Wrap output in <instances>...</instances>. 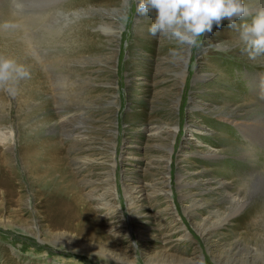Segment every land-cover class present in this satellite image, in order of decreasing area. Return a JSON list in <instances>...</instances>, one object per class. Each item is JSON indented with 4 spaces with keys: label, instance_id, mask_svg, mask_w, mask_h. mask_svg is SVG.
Listing matches in <instances>:
<instances>
[{
    "label": "rangeland",
    "instance_id": "rangeland-1",
    "mask_svg": "<svg viewBox=\"0 0 264 264\" xmlns=\"http://www.w3.org/2000/svg\"><path fill=\"white\" fill-rule=\"evenodd\" d=\"M21 2L0 0V55L31 73L0 91V264H264V56L227 22L152 36L136 0Z\"/></svg>",
    "mask_w": 264,
    "mask_h": 264
},
{
    "label": "clouds",
    "instance_id": "clouds-1",
    "mask_svg": "<svg viewBox=\"0 0 264 264\" xmlns=\"http://www.w3.org/2000/svg\"><path fill=\"white\" fill-rule=\"evenodd\" d=\"M22 9L21 0H13ZM155 13L148 28L152 36H164L178 44L197 48L200 38L224 27L236 30L249 59L264 56V9L251 12L245 0H136V13ZM240 22V23H238ZM29 69L12 58L0 55V91L18 94L21 80L29 79Z\"/></svg>",
    "mask_w": 264,
    "mask_h": 264
},
{
    "label": "bare ground",
    "instance_id": "bare-ground-1",
    "mask_svg": "<svg viewBox=\"0 0 264 264\" xmlns=\"http://www.w3.org/2000/svg\"><path fill=\"white\" fill-rule=\"evenodd\" d=\"M250 5V4H249ZM259 9V8H258ZM256 12V11H255ZM253 13V12H252ZM213 56V55H212ZM56 59V58H55ZM52 65V64H51ZM198 74V73H197ZM209 74V73H208ZM263 78V77H262ZM200 81V80H199ZM258 82V81H257ZM196 85V84H195ZM258 86V85H257ZM252 90V89H251ZM262 93V92H260ZM253 97V96H252ZM252 101V100H251ZM263 102V101H262ZM253 124V123H252ZM237 125V124H236ZM241 128V130L243 132L247 131L251 126V124H248V123H242L240 122L238 124ZM224 126V125H223ZM235 126V125H234ZM238 126V127H239ZM236 127V126H235ZM254 128V127H253ZM192 129V128H190ZM256 129V128H255ZM261 129V128H260ZM240 130V129H239ZM177 131V129H176ZM254 135V134H253ZM248 136V135H246ZM194 137V136H193ZM251 137V136H250ZM5 138V136L3 134L0 133V140ZM242 138V137H241ZM254 138V137H253ZM246 139V138H245ZM4 141H6L4 139ZM247 143V142H246ZM251 145H254V142L252 141V138L249 142ZM259 144V143H258ZM264 145V144H263ZM263 147V146H262ZM47 149V148H46ZM255 149V148H254ZM261 149V148H260ZM48 150H52V149H48ZM175 150V149H174ZM253 151V150H252ZM46 152V151H45ZM36 155V157H35ZM205 156V155H204ZM28 157V160L31 162L32 166H33V172L36 174V177H37V180L40 181L42 184H50L51 186L54 187V190H57L58 192L60 193H64V194H73L74 196L71 197L75 200V202L77 204H80L81 202H83V200H80L82 197L80 196V194L75 191V190H72L70 189L69 187H66L64 186V184L61 185V183L59 182V180L56 178L55 174L57 172V169L59 168V164L58 162H56V159L54 157V155H52V158H51V152L48 151V155H47V158H39L36 154V151L34 150V148L30 149V156H27ZM0 159L2 161H4L6 164L8 165H11L9 159L7 156H4V155H1L0 156ZM42 160H46L47 162L44 163L42 162ZM233 162V161H232ZM2 167L1 171L2 170H6L5 169V166H0ZM193 167V166H192ZM1 171H0V174H1ZM5 172H7L10 176L11 174L6 170ZM128 187V186H127ZM48 189V188H47ZM135 189V188H134ZM57 191H53L54 193V196L53 197H56V199L59 200V195H57ZM59 193V194H60ZM132 202V201H131ZM56 203V201H55ZM1 207V206H0ZM106 208V207H105ZM187 209V208H186ZM13 212V210H12ZM10 213V212H9ZM14 213V212H13ZM44 213V212H43ZM93 218V217H92ZM87 222V221H86ZM92 222V221H90ZM94 225V224H93ZM248 240V239H247Z\"/></svg>",
    "mask_w": 264,
    "mask_h": 264
}]
</instances>
